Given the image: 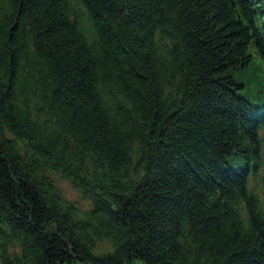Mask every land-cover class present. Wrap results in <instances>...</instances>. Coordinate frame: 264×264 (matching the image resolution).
Listing matches in <instances>:
<instances>
[{"label": "trees", "instance_id": "obj_1", "mask_svg": "<svg viewBox=\"0 0 264 264\" xmlns=\"http://www.w3.org/2000/svg\"><path fill=\"white\" fill-rule=\"evenodd\" d=\"M257 61L264 0H0V264H264Z\"/></svg>", "mask_w": 264, "mask_h": 264}, {"label": "rangeland", "instance_id": "obj_2", "mask_svg": "<svg viewBox=\"0 0 264 264\" xmlns=\"http://www.w3.org/2000/svg\"><path fill=\"white\" fill-rule=\"evenodd\" d=\"M250 53L253 52V50L250 48ZM260 67V68H259ZM250 74L252 75L253 79L255 80L254 83H249L251 85H255V84H263L264 85V69L263 67L261 66V63L259 61H257V65L254 66L253 64V71L251 70L250 71ZM237 77H238V74H237ZM239 78V77H238ZM252 87L251 86H246V89H251ZM243 95L244 96H247V91L245 90L243 92ZM58 184H59V187L61 189V191L63 192V194L68 198L70 199L71 201H77L79 202L83 207H86L88 206V203L87 201H85L81 195L77 192V190L73 187L72 183L69 182V181H64L62 179H59L57 178L56 179ZM108 243L107 244H104L102 245V247H98L96 250H95V253L97 254H102V253H105L107 251H113L114 248L112 246V244L108 241H106ZM108 248V249H107ZM106 249V250H104ZM104 250V251H103Z\"/></svg>", "mask_w": 264, "mask_h": 264}, {"label": "water", "instance_id": "obj_3", "mask_svg": "<svg viewBox=\"0 0 264 264\" xmlns=\"http://www.w3.org/2000/svg\"><path fill=\"white\" fill-rule=\"evenodd\" d=\"M77 264H82V263H77ZM136 264H141V262L138 261V262H136Z\"/></svg>", "mask_w": 264, "mask_h": 264}]
</instances>
